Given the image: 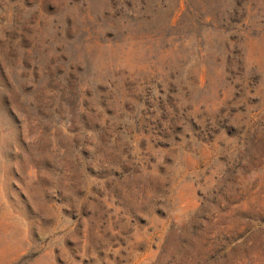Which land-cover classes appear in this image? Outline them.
<instances>
[{"label":"rangeland","instance_id":"obj_1","mask_svg":"<svg viewBox=\"0 0 264 264\" xmlns=\"http://www.w3.org/2000/svg\"><path fill=\"white\" fill-rule=\"evenodd\" d=\"M186 1L0 0V264H264V0Z\"/></svg>","mask_w":264,"mask_h":264},{"label":"trees","instance_id":"obj_2","mask_svg":"<svg viewBox=\"0 0 264 264\" xmlns=\"http://www.w3.org/2000/svg\"><path fill=\"white\" fill-rule=\"evenodd\" d=\"M185 3L187 5V8L188 9H190V8H191V10L194 9V7H193L194 5L192 6V0H187ZM199 12L200 13L202 12V9L201 8H200ZM69 123H71V125H74L75 124L74 121H70Z\"/></svg>","mask_w":264,"mask_h":264}]
</instances>
